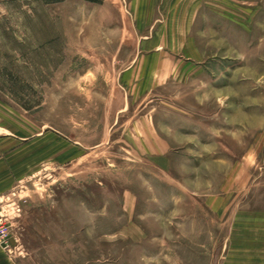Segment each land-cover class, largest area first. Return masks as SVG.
I'll use <instances>...</instances> for the list:
<instances>
[{
    "label": "rangeland",
    "instance_id": "obj_1",
    "mask_svg": "<svg viewBox=\"0 0 264 264\" xmlns=\"http://www.w3.org/2000/svg\"><path fill=\"white\" fill-rule=\"evenodd\" d=\"M0 197V264H264V0H0Z\"/></svg>",
    "mask_w": 264,
    "mask_h": 264
},
{
    "label": "built area",
    "instance_id": "obj_2",
    "mask_svg": "<svg viewBox=\"0 0 264 264\" xmlns=\"http://www.w3.org/2000/svg\"><path fill=\"white\" fill-rule=\"evenodd\" d=\"M14 203L7 202V198L0 197V246L9 247L11 236L10 223L15 218Z\"/></svg>",
    "mask_w": 264,
    "mask_h": 264
},
{
    "label": "crops",
    "instance_id": "obj_3",
    "mask_svg": "<svg viewBox=\"0 0 264 264\" xmlns=\"http://www.w3.org/2000/svg\"><path fill=\"white\" fill-rule=\"evenodd\" d=\"M178 1H180V0H177V2ZM166 21H167V19H166ZM166 21L164 20V22H166ZM176 28H177V30L175 31V34L174 35H176L178 37V39L179 38L181 39V38L185 37L184 36L185 33H184V30L182 29L183 28V25H182V22L181 21H179V23L176 24Z\"/></svg>",
    "mask_w": 264,
    "mask_h": 264
}]
</instances>
